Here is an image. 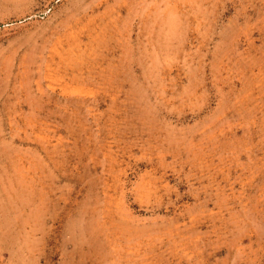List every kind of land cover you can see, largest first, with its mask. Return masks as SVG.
I'll list each match as a JSON object with an SVG mask.
<instances>
[{
	"label": "rangeland",
	"instance_id": "obj_1",
	"mask_svg": "<svg viewBox=\"0 0 264 264\" xmlns=\"http://www.w3.org/2000/svg\"><path fill=\"white\" fill-rule=\"evenodd\" d=\"M0 264H264V0H0Z\"/></svg>",
	"mask_w": 264,
	"mask_h": 264
}]
</instances>
